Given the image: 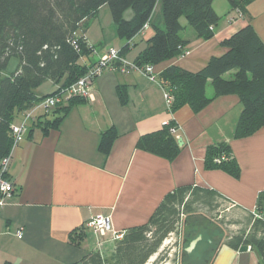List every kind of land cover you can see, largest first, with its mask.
<instances>
[{
    "label": "crops",
    "instance_id": "crops-1",
    "mask_svg": "<svg viewBox=\"0 0 264 264\" xmlns=\"http://www.w3.org/2000/svg\"><path fill=\"white\" fill-rule=\"evenodd\" d=\"M107 8H100L84 32L87 43L96 48L83 62L89 67L107 48L126 45L125 58L134 63L155 34L152 24L164 29L157 5L148 29L131 41L121 39ZM214 9L222 19L215 36L207 41L187 28L182 18L181 37L188 54L154 65L156 81L138 72L107 70L95 81L94 100L76 102L55 127L31 126L14 150L8 172L15 194L0 215V264L78 262L96 250L100 240L103 248L112 244L83 231L92 217L110 215L113 228L125 232L148 223L166 195L182 186L214 190L231 208L257 213L264 220V126L249 137H235L243 111L237 95L217 97L198 113L190 106L171 113L159 83L172 66L201 71L213 57L227 52L222 46L225 40L249 24L264 44V0H254L241 14L229 0H215ZM133 16L131 10L125 13L127 20ZM49 83L47 92L36 91L39 97L58 89ZM207 95L214 96V89L207 87ZM54 110L48 112L47 121L58 115ZM171 121L180 126L179 153L174 159L137 148L142 137L161 131ZM110 129L116 137L106 155L100 144ZM222 143L230 146L239 177L222 167H207L208 148ZM20 227H24L21 239L16 235ZM73 232L75 238L85 234L80 245L71 241ZM211 264H261V258L255 249L241 253L222 244Z\"/></svg>",
    "mask_w": 264,
    "mask_h": 264
},
{
    "label": "trees",
    "instance_id": "trees-1",
    "mask_svg": "<svg viewBox=\"0 0 264 264\" xmlns=\"http://www.w3.org/2000/svg\"><path fill=\"white\" fill-rule=\"evenodd\" d=\"M214 1L0 0V161L12 149L11 125L22 113L49 96L39 97L37 89L49 81L61 89L68 88L91 67L81 61L96 50L87 43L84 32L101 7L107 5L110 8L118 37L131 41L142 32L145 24L150 23L160 5L164 29L152 24L155 34L135 61L139 66H154L182 55L180 47L186 45L181 37L185 30L182 18L198 38L207 41L215 36L222 18L214 9ZM253 1L229 0V3L232 9L246 13ZM129 10L134 15L131 20L125 18ZM222 46L227 52L221 57H213L201 71L191 73L172 66L163 72L159 83L173 96L172 113L184 106H190L198 113L217 97L237 95L243 111L235 137L246 138L264 126V44L249 24L225 40ZM128 48L129 45L121 48L122 56L125 57ZM12 59H17L19 64L15 72L8 73ZM209 83L214 89L212 97L207 95ZM80 100L74 98L67 105L53 109L58 115L51 121L46 119L48 112L40 116L36 126H57ZM175 125V121H171L161 131L142 137L137 148L174 159L179 153V144L170 129ZM115 137L112 129L102 135L100 150L104 154L110 152ZM206 165L208 168H225L234 177L240 175L231 148L225 143L208 148ZM216 198L222 199L211 189L179 187L166 195L148 223L125 231L123 239L112 243L109 250L87 252L80 261L71 264H148L160 252L169 235L177 231L181 217L182 236L189 223L197 217L205 218L208 226L221 233V245L235 250L248 245L258 252L261 264H264V220L256 218L248 229L229 237L221 223L197 214L193 207L195 203L210 207ZM262 199L260 197L259 204ZM83 231L86 232L84 227ZM74 235L75 232L71 234V241L80 245L85 234L76 238ZM182 264L188 263L183 261Z\"/></svg>",
    "mask_w": 264,
    "mask_h": 264
},
{
    "label": "built area",
    "instance_id": "built-area-1",
    "mask_svg": "<svg viewBox=\"0 0 264 264\" xmlns=\"http://www.w3.org/2000/svg\"><path fill=\"white\" fill-rule=\"evenodd\" d=\"M237 11L241 14V11ZM148 28L149 23L144 25L142 31ZM180 49H182L183 52L181 56H186L188 54L185 47H180ZM94 53H96L95 49ZM107 70H117L123 74L138 72L152 81H156L153 65L139 66L135 62H129L121 55V49L110 47L76 83L65 89L58 87L53 94L35 104L31 109L22 113L18 118V121L11 125V135L13 140L11 152L0 161V215L8 201L11 200L15 194L14 183L6 177L8 176L10 169L13 152L24 141L26 135L31 129V126L37 124L40 112L47 113L60 105L68 103V101L74 98H81L90 101L94 100L95 81ZM161 87L163 88V86ZM163 90L167 108L172 113L171 107L173 103V96L165 88H163ZM169 123L170 122H166L165 125H169ZM179 131L180 126L177 124L170 129L171 134L177 138H179ZM217 162H220V160H217ZM254 214L257 218H261L257 213ZM84 229L87 231L89 230L99 238L107 239V241L112 243L122 240L125 233L116 231L113 228L112 217L110 215L103 214L92 217L85 224ZM23 234L24 227H20L16 235L19 239H21ZM102 243L103 242L101 240L98 242L96 250L103 252L104 248Z\"/></svg>",
    "mask_w": 264,
    "mask_h": 264
},
{
    "label": "rangeland",
    "instance_id": "rangeland-1",
    "mask_svg": "<svg viewBox=\"0 0 264 264\" xmlns=\"http://www.w3.org/2000/svg\"><path fill=\"white\" fill-rule=\"evenodd\" d=\"M109 9L110 8L108 7L107 10L110 11ZM187 28L192 30L190 26H187ZM107 50L108 48L106 49V51ZM82 62H84V59L82 60ZM18 64L19 62L17 59H12L8 67V73L15 72L18 67ZM50 88L51 84L49 82H45L37 90L41 93H44L47 92V90H50ZM208 88L213 90V87L211 85H209ZM193 207L194 209H196L197 214L207 215L221 223V225L226 229L227 235L229 237L239 234L242 231L248 229L253 223V221L257 218L255 216L252 217L249 212L239 211L231 208V206L227 202L218 198L213 200L212 205L210 207H205L204 205L199 203H195ZM182 219L183 217H181L177 225V231L169 235V237L165 240L160 252L156 256H154L148 264L179 263L180 255L182 253ZM110 245L112 246V244ZM106 249L109 250L110 246H105L104 251H106Z\"/></svg>",
    "mask_w": 264,
    "mask_h": 264
},
{
    "label": "flooded vegetation",
    "instance_id": "flooded-vegetation-1",
    "mask_svg": "<svg viewBox=\"0 0 264 264\" xmlns=\"http://www.w3.org/2000/svg\"><path fill=\"white\" fill-rule=\"evenodd\" d=\"M205 218L197 217L189 223L182 236V253L179 262L188 264H208L220 249L221 233L210 225ZM222 231V230H220ZM198 241L196 247L189 251L193 242Z\"/></svg>",
    "mask_w": 264,
    "mask_h": 264
},
{
    "label": "water",
    "instance_id": "water-1",
    "mask_svg": "<svg viewBox=\"0 0 264 264\" xmlns=\"http://www.w3.org/2000/svg\"><path fill=\"white\" fill-rule=\"evenodd\" d=\"M180 143H181V142H180ZM198 241H199V240L193 242V244H192L191 247L189 248V251H192V250L196 247ZM250 248H251L250 246H248V245H244V246H242V247L239 249V251H240L241 253H242V252H247Z\"/></svg>",
    "mask_w": 264,
    "mask_h": 264
}]
</instances>
